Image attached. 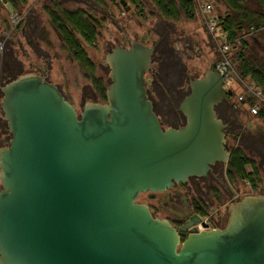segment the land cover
I'll use <instances>...</instances> for the list:
<instances>
[{"label":"water","instance_id":"1","mask_svg":"<svg viewBox=\"0 0 264 264\" xmlns=\"http://www.w3.org/2000/svg\"><path fill=\"white\" fill-rule=\"evenodd\" d=\"M152 50L113 48L106 102L79 114L34 72L1 88L11 138L0 149V264H264V195L230 204L224 228L183 240L136 202L229 156L215 106L232 94L230 65L190 80L185 123L162 128L146 95Z\"/></svg>","mask_w":264,"mask_h":264},{"label":"flooded vegetation","instance_id":"2","mask_svg":"<svg viewBox=\"0 0 264 264\" xmlns=\"http://www.w3.org/2000/svg\"><path fill=\"white\" fill-rule=\"evenodd\" d=\"M40 1L42 2L40 11L41 14L40 12L38 13L34 11L33 16H29L28 13H25L22 17H19V22L17 24V43L19 44V49L21 51V58L27 59L30 67L32 68L31 72L42 76L46 81L55 85L60 93L73 105V102L67 92L65 74L62 72V69H60L61 84L51 81L49 72L51 71L52 58L48 53L41 54L39 52L38 42L43 41L46 48L50 49L52 44L46 39V36L52 34L55 35L58 43L67 51L62 37V35L65 34L62 32V29L55 26L54 21L57 22L59 27L66 26L68 29V35H75L87 58L94 65L93 72H88L93 76V73L96 70V65L88 57L84 46L93 47L98 39L103 40V35H108L110 39H105V43L103 45V49L105 51L104 64L108 69V78L105 82H103L101 78L91 79L92 89L93 91L96 90L97 96L87 98L84 96L82 97V100L86 99L85 103H104L106 102L105 92L108 84L110 83L109 68L105 63L106 55L111 53L112 49L115 47L127 49L130 47L131 41L139 42L148 47H152L153 49L150 69L145 73V86L147 98L152 103L153 112L157 116L161 127L178 128L185 123V117L178 109L179 103L189 93V81L198 79L203 75L197 76V70L194 74H192L186 66V61L190 59V55L194 51L198 52L199 60H201L202 57V51L198 47L195 48L196 41L194 39H189L190 41H188L184 37L181 38V34H177L174 30H171L168 27L169 21H167L159 13L157 15L158 19L155 23H151V25L147 27L144 32H136L135 27L138 17L136 14L138 12V2H135V0H117L118 7L123 11L122 14H125L128 17V21L125 24L120 23L119 20L117 21L109 11H103L101 9L105 6L106 2L113 8H117L113 2L114 0ZM69 1L72 3H79L81 6L74 9L65 8V3ZM194 1L195 0H193V2ZM26 3L27 0L20 3L19 7H24ZM226 9V14L223 17H220L219 14H217L218 12L213 8V12L218 19L216 34H212L208 31L205 23V16L202 13L204 17L203 20L205 23V30L208 35L207 39L209 40L205 47L207 49L209 48V51L213 55L212 60L208 65V69L216 70V66L224 59L230 61L231 53L236 49L237 43L234 41H225L226 34H223L221 30L224 26V20L232 16V12L228 8ZM257 9H259L258 5L255 10L257 11ZM93 13H96L100 17L94 16ZM138 15L141 17L143 16L141 12ZM74 17H76L80 22H85L88 26V31H75L71 26H69L70 21ZM43 20H45L49 28L42 25ZM106 22L112 25L114 31L106 29L108 28L105 24ZM102 28L105 32L101 31ZM241 31L240 29H237L234 32L237 33V35H253L254 33H257V31H252L251 28L246 31L243 30L242 34H240ZM78 35H94V38L91 42H88ZM119 35H121V40L118 39ZM151 35H155L157 39L155 41L151 40ZM172 36H175L174 39ZM179 41L182 43L184 42V47H186L184 51L185 55L188 57L187 59L184 58L182 60L180 57V51L177 47ZM173 43L174 45L172 48L171 44ZM245 43L247 44L246 40ZM13 44V38L0 39V149L7 147L11 138L7 121L4 119V114L1 108V100L3 96L1 88L15 79H12V77L17 70L20 71L24 69V62L19 57H16L12 47ZM191 45H194L193 51L188 49ZM25 46L31 50L36 61L29 59ZM175 46L177 48H175ZM67 54L69 56V60L77 64L73 56L68 51ZM229 65L232 71L228 76L230 78L234 75L230 62ZM19 75H17V77ZM98 79L102 80L101 83L105 88L104 98L102 97L98 87L100 84L95 82V80ZM6 81L8 82L5 83ZM248 97L252 98V100L255 101L254 103L257 104V100H259V98L255 97L250 92L247 94V100H249ZM250 102L251 101H249V103ZM249 103L246 102V99H244L243 96L236 97L235 93L232 92L231 95H228L227 99L222 100L215 106V112L216 117L219 118L225 125V150L230 153V149L227 147L228 140L236 146L243 147L250 155L257 158V166L260 167L263 173L264 121L260 118V112L262 110L257 109V105L255 104V113H252L250 109L254 105L250 106ZM163 125L166 126L163 127ZM228 158L226 162L221 160L215 161L212 165H210V168L205 175L188 176L186 181L183 183L174 184L163 191L143 193L146 196V199L143 201L137 202V198L139 197L138 195L136 202L146 204L154 218L168 221L171 226L177 230L181 240L185 239V237L192 232L222 229L225 227L227 222L228 206L241 199L239 196L240 190L236 184L237 180L235 181L231 178L230 170L227 167ZM239 181L249 185L245 179H241ZM260 182H263V178L259 177L256 181V188L254 189L249 185L251 193L247 195H258L255 194V191L258 189ZM1 189L2 187L0 181V190Z\"/></svg>","mask_w":264,"mask_h":264},{"label":"rangeland","instance_id":"3","mask_svg":"<svg viewBox=\"0 0 264 264\" xmlns=\"http://www.w3.org/2000/svg\"><path fill=\"white\" fill-rule=\"evenodd\" d=\"M114 4L117 6V8H113L109 3L106 2L105 6L101 8L103 11H109L111 15L120 23H127L128 17L127 15H123V11L121 8L118 7L117 0L113 1ZM195 17L193 20L188 21L184 18H180L177 21H171L167 20L168 22V27L171 30H174L177 34H181V38L184 37L188 41L189 39H194L196 41L195 43V48H199L202 51V57L201 60L198 59V52H193L190 56V59L186 61V66L188 67L189 72L194 74V72H197V76H201L203 72L209 68V64L212 60V53L209 51V48L207 49L205 45L209 40L207 39L208 35L205 30V23L203 20V14L201 11L200 4L195 0ZM206 2L212 4L213 8L218 12L220 17H223L226 14L227 9L221 2V0H206ZM245 6L250 8V10H255L256 6L258 4L257 0H244ZM140 7L137 6L138 12L137 14V24L135 27L136 32L141 33L144 32L147 27L151 25V23H155L157 21V15L158 12L155 9V7L148 2L147 0H140L139 1ZM256 5V6H255ZM81 6L79 3H72V2H67L65 3L64 7L68 9H74L76 7ZM42 7V2L40 0H27V3L24 7H14L11 5V3L7 0H0V17L2 20V24L0 27V39L2 38H7L11 39L13 38L14 44H13V49L16 54V57L21 58V51L19 49V44L17 43V32L18 28L16 26H11L9 24V16L12 13H16L19 15V17H22L25 13H28L29 16H33V12H40ZM142 13V17L139 16L138 14ZM258 11H262L264 13V10L261 9L259 6ZM30 11V13H29ZM229 12V11H228ZM41 14V12H40ZM94 16L100 17L96 13H93ZM234 14L232 13L233 17ZM108 28H106L109 31H114V28L112 27L111 24H108L107 22L105 23ZM46 27L49 28L48 24H46L45 20H43V24ZM246 31V28H243L242 31ZM102 32H105L104 29L102 28ZM242 31L240 34H242ZM104 39L103 40H97L95 45L93 47H87L84 46V49L88 55V57L91 59V61L96 65V70L93 73V76L91 73H88L86 71H83L82 69L79 68V66L75 62H71L69 60V56L67 54V51L63 48L62 45H60L57 41V38L55 35H47L46 39L52 44V47L50 49H47L43 41L38 42V48L39 52L41 54L48 53L50 57L52 58L51 62V71L49 72V77L51 81L53 82H58L61 84V71L65 74L66 76V81H67V92L69 94V97L71 98L73 102V107L76 111L77 114H79L82 110L83 105L86 102L85 100H82V97H94L97 96L96 90L93 91L92 89V84H91V79L94 78H101L103 82H105L108 78V69L104 64V54L105 51L103 49V45L105 43V39L109 38L108 35H103ZM140 36V35H136ZM153 41L157 39L155 35H151ZM243 36V35H242ZM175 36H172L174 39ZM113 38V37H112ZM110 39V38H109ZM118 39L121 40V35L118 36ZM244 39L247 42V49H248V56L258 65L262 66L264 68V28L261 29L260 33H254L253 35H244ZM152 41V42H153ZM173 44H171L173 48ZM176 45V44H175ZM177 47L180 51V57L183 60L184 58L187 59V55H185L184 49V42L182 43L179 41L177 44ZM175 46V48H177ZM194 45H191L188 49L190 51H193ZM26 53L29 56V59L35 60V57L31 50L25 46ZM19 53V54H18ZM47 55V54H46ZM232 55V53H231ZM24 62V69L23 70H17L16 73L13 75V78H16L17 75L19 74H24V73H30L32 71V68L30 67V64L28 63L27 59H22ZM230 64L233 69V75L237 77L235 80L231 79V77L228 79L227 82V88L231 90L232 92L235 93L236 97L238 96H243L244 99H246V102L249 103L250 100H247V94L248 91L251 89L255 92L260 91L258 88H256L249 78H243L241 79L236 72V63L233 61L231 62L230 59ZM6 81L5 83H7ZM251 88V89H250ZM263 95V101L257 100V104L254 103L255 101H251L249 104L250 106L252 105H257V109H261L264 111V94ZM236 100V99H235ZM237 101V100H236ZM254 122V121H253ZM251 122V123H253ZM166 125H163L165 127ZM236 146L234 143L231 141H227V147L228 149ZM243 148V147H242ZM243 151L247 154V156L254 161L255 167L257 169V179L263 178V182L259 183L258 189L255 191V194L258 195H264V172L262 173L261 169L259 166H257V158L255 156H252L246 151V149L243 148ZM249 171V169H248ZM236 184L239 187V196L240 198L244 197L246 194H250V187L246 183L239 181L241 179L235 178ZM245 195V196H246ZM146 199L145 194H140L139 197L137 198V202L143 201Z\"/></svg>","mask_w":264,"mask_h":264},{"label":"trees","instance_id":"4","mask_svg":"<svg viewBox=\"0 0 264 264\" xmlns=\"http://www.w3.org/2000/svg\"><path fill=\"white\" fill-rule=\"evenodd\" d=\"M12 6L18 7L20 3L25 0H8ZM140 0L138 2V7ZM152 3L158 13L166 20L177 21L180 18H184L188 21L193 20L195 17V3L193 0H147ZM259 6L264 10V0H257ZM221 2L228 8L233 14V17H229L224 20V26L222 27L223 34H226L225 41H234L237 43L236 49L230 56L231 62L236 63L237 75L243 78H249L251 83L264 94V68L256 64L249 56L247 44L244 40V35H237L234 31L243 28L252 31H258L264 28V13L262 11L250 10L245 6L244 0H221ZM141 12V9H139ZM73 17V16H72ZM71 18V17H69ZM222 19V18H221ZM55 26L62 29L65 35H62L64 44L67 51L73 56L80 69L86 72H93L94 65L87 58L81 44L76 39L75 35H68V29L66 26H61L54 21ZM69 26L75 31L83 32L88 31V26L85 22H80L74 17ZM228 34V35H227ZM84 38L86 41L91 42L94 35H78ZM230 62V61H229ZM100 85L99 90L104 98V86L102 80H95ZM250 101L252 98L248 97ZM260 118L264 121V111L260 112ZM227 167L230 170L231 178L245 179L251 188H256L257 181V169L254 161L250 160L247 154L243 151L241 146L230 148ZM249 169V171H248Z\"/></svg>","mask_w":264,"mask_h":264},{"label":"built area","instance_id":"5","mask_svg":"<svg viewBox=\"0 0 264 264\" xmlns=\"http://www.w3.org/2000/svg\"><path fill=\"white\" fill-rule=\"evenodd\" d=\"M199 4H200V7H201V11L202 13L204 14L205 16V23H206V26H207V29L210 33L212 34H216V29H217V17L216 15L214 14L213 12V6L212 4L206 2V0H196ZM19 22V15L16 14V13H12L10 16H9V24L11 26H15L17 25ZM229 65V61L227 59H224L223 61H221L217 66H216V70L218 72H223L224 70H226V67ZM229 74H227L225 76V87L227 88V82H228V79H229ZM251 89V88H250ZM250 93H252L255 97L259 98L260 100H263V95L260 91H253L252 89L250 91H248ZM255 108L256 106L254 105L250 111L252 113H255Z\"/></svg>","mask_w":264,"mask_h":264},{"label":"crops","instance_id":"6","mask_svg":"<svg viewBox=\"0 0 264 264\" xmlns=\"http://www.w3.org/2000/svg\"><path fill=\"white\" fill-rule=\"evenodd\" d=\"M261 30H258L257 33H260Z\"/></svg>","mask_w":264,"mask_h":264}]
</instances>
